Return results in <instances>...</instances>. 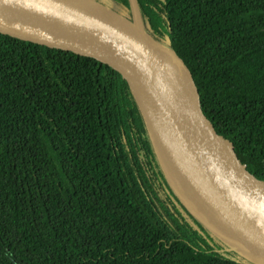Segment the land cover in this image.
I'll use <instances>...</instances> for the list:
<instances>
[{
    "label": "trees",
    "instance_id": "16d2710c",
    "mask_svg": "<svg viewBox=\"0 0 264 264\" xmlns=\"http://www.w3.org/2000/svg\"><path fill=\"white\" fill-rule=\"evenodd\" d=\"M131 19L129 0H97ZM264 179V0H137ZM0 264H251L180 200L128 85L0 35Z\"/></svg>",
    "mask_w": 264,
    "mask_h": 264
},
{
    "label": "water",
    "instance_id": "95a60500",
    "mask_svg": "<svg viewBox=\"0 0 264 264\" xmlns=\"http://www.w3.org/2000/svg\"><path fill=\"white\" fill-rule=\"evenodd\" d=\"M111 17L93 19L41 0H0V35L84 57L112 71L129 87L153 148L182 203L229 250L264 264V179L207 116L200 87L186 62L145 30L137 0L131 19L97 0ZM135 18L141 29L134 25ZM152 132L167 143L213 209L230 241L203 222L173 186Z\"/></svg>",
    "mask_w": 264,
    "mask_h": 264
},
{
    "label": "bare ground",
    "instance_id": "6f19581e",
    "mask_svg": "<svg viewBox=\"0 0 264 264\" xmlns=\"http://www.w3.org/2000/svg\"><path fill=\"white\" fill-rule=\"evenodd\" d=\"M50 2L59 7L66 8L84 16L93 19H106L111 17L110 12L103 9L101 6L92 0H41ZM134 25L141 29V23L138 18H135ZM153 141L160 157V160L165 168V171L170 178L173 186L176 188L185 204L200 218L221 235L224 239L230 241L226 233L219 227L215 220V213L212 207L203 197L201 191L191 178L187 175L182 165L177 163L173 153L170 151L166 141L157 133L152 132ZM214 213V215H213ZM216 216V215H215Z\"/></svg>",
    "mask_w": 264,
    "mask_h": 264
},
{
    "label": "rangeland",
    "instance_id": "374dc122",
    "mask_svg": "<svg viewBox=\"0 0 264 264\" xmlns=\"http://www.w3.org/2000/svg\"><path fill=\"white\" fill-rule=\"evenodd\" d=\"M105 3L109 4L107 0H103Z\"/></svg>",
    "mask_w": 264,
    "mask_h": 264
}]
</instances>
